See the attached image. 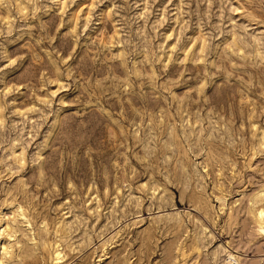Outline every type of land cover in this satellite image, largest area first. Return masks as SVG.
Masks as SVG:
<instances>
[{"label": "rangeland", "instance_id": "1", "mask_svg": "<svg viewBox=\"0 0 264 264\" xmlns=\"http://www.w3.org/2000/svg\"><path fill=\"white\" fill-rule=\"evenodd\" d=\"M263 206L264 0H0V264H264Z\"/></svg>", "mask_w": 264, "mask_h": 264}, {"label": "bare ground", "instance_id": "2", "mask_svg": "<svg viewBox=\"0 0 264 264\" xmlns=\"http://www.w3.org/2000/svg\"><path fill=\"white\" fill-rule=\"evenodd\" d=\"M256 217L261 225V229L264 230V206L263 207H259L257 213H256ZM62 258L60 256V252H57L54 259H56L57 261Z\"/></svg>", "mask_w": 264, "mask_h": 264}]
</instances>
